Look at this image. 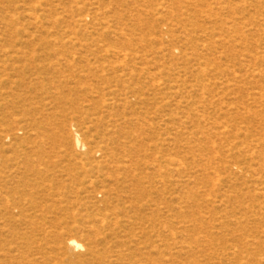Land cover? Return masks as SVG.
I'll use <instances>...</instances> for the list:
<instances>
[{
  "label": "rangeland",
  "instance_id": "374dc122",
  "mask_svg": "<svg viewBox=\"0 0 264 264\" xmlns=\"http://www.w3.org/2000/svg\"><path fill=\"white\" fill-rule=\"evenodd\" d=\"M1 249L264 264V0H0Z\"/></svg>",
  "mask_w": 264,
  "mask_h": 264
},
{
  "label": "bare ground",
  "instance_id": "6f19581e",
  "mask_svg": "<svg viewBox=\"0 0 264 264\" xmlns=\"http://www.w3.org/2000/svg\"><path fill=\"white\" fill-rule=\"evenodd\" d=\"M78 143V142H77ZM103 222V221H102ZM4 241V240H3ZM67 245L70 249H79L80 247H82L79 243H77L75 240H69L67 242ZM2 251V249L0 250ZM9 252L7 251L6 254L2 255L0 252V264H5L6 259H8L7 257L11 258L10 256H8Z\"/></svg>",
  "mask_w": 264,
  "mask_h": 264
}]
</instances>
